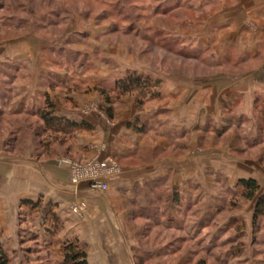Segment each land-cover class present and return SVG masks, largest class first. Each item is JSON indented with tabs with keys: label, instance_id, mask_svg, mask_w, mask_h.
Listing matches in <instances>:
<instances>
[{
	"label": "crops",
	"instance_id": "crops-1",
	"mask_svg": "<svg viewBox=\"0 0 264 264\" xmlns=\"http://www.w3.org/2000/svg\"><path fill=\"white\" fill-rule=\"evenodd\" d=\"M201 5L216 10L199 23L203 33L187 43L193 51L187 58L210 62L217 71L169 79L153 73L165 85L145 108L131 97L96 90L106 76L84 75L91 90L82 92L68 82L82 84L81 73L57 72L47 64L28 68V87L18 101L2 105L4 112H19L17 102L43 111L45 101L37 102L48 98L53 117L86 122L91 129L68 135L66 149L58 146L49 155L29 154L20 161L0 149V232L9 253L20 249L28 229L58 241L61 250L68 241L86 246L88 264H145L148 256L170 253L146 248L140 238L146 237L143 224H149L191 242L195 233L213 235L226 247L223 260L238 264L246 253L250 264H264V216L254 220L264 197V0ZM11 52L5 51L0 68L21 61ZM133 71L146 73L126 66V73ZM107 158L118 165L107 191L72 184V162ZM241 180L257 181L260 191L256 200L232 209L233 196L243 192ZM81 204L86 209L75 213ZM24 215L30 221L24 223ZM50 244V251L57 248ZM189 254L185 262L194 252Z\"/></svg>",
	"mask_w": 264,
	"mask_h": 264
},
{
	"label": "rangeland",
	"instance_id": "rangeland-1",
	"mask_svg": "<svg viewBox=\"0 0 264 264\" xmlns=\"http://www.w3.org/2000/svg\"><path fill=\"white\" fill-rule=\"evenodd\" d=\"M201 2L203 0H0V60H6L5 51H12L13 56L15 54L21 59L17 65L1 63L0 149L21 161L29 154L36 157L39 153L48 155L45 147L47 138L56 139L50 143L53 148L50 153L58 146L66 149L69 142L61 144V140H66L67 136L64 138L58 133L43 134L41 107L31 106L27 109V104L17 102L21 108L19 112L3 111L4 105L18 101L21 89L28 87L30 68L36 71L47 64L57 72L71 70L81 73L83 77L92 74L106 76L104 82L98 79L96 90L115 93L118 99L131 97L137 104L134 95L118 96L117 92H109L114 89L116 81L128 73L135 72L160 80L162 88L165 80L156 79L155 73L169 79L172 74L194 77L203 72L217 71L210 62H196L187 58L189 52L193 53L186 47L187 43L203 33L202 24L199 23L216 10V7L204 9ZM191 4L194 7L190 12L187 8ZM196 25H201L199 31ZM126 66H134L146 73H126ZM62 80L65 83L66 79ZM83 80L82 84L78 81L68 82L82 92H88L91 90L88 85L91 79ZM160 97L161 93L142 108ZM44 101L42 98L37 103L44 106ZM90 161L75 162L86 164ZM163 197L166 199V195ZM232 200L235 203L232 202L230 206L235 209L239 202L246 199L242 193H237ZM24 216V223L30 221L28 215ZM143 226L146 237L140 239L146 248L153 250L162 247L170 252L157 259L153 255L148 256L145 264H197L199 261L206 264H237L223 260L226 247L219 238H213L209 233L208 238L195 233V240L191 242L181 239L186 235L159 231L149 224ZM241 228L246 229L244 224ZM50 242L57 248L50 251ZM191 251L194 255L185 262ZM62 252L58 248V241L48 240L43 233L27 229L21 233L20 249L9 254L12 264H64V258L60 255ZM248 255L245 253L238 264H250ZM260 258L264 259V252L260 253Z\"/></svg>",
	"mask_w": 264,
	"mask_h": 264
},
{
	"label": "trees",
	"instance_id": "trees-1",
	"mask_svg": "<svg viewBox=\"0 0 264 264\" xmlns=\"http://www.w3.org/2000/svg\"><path fill=\"white\" fill-rule=\"evenodd\" d=\"M161 81L154 80L150 76L140 75L138 73H128L125 77L116 81L114 89L109 92H117L118 96H136L138 106L144 107L150 100L156 99L160 96ZM103 94H108L107 91L101 90ZM55 107L47 98L45 101V109L40 112V118L44 122L43 134L47 132L58 133L65 138L75 131L83 129H91L86 122L72 123L53 117ZM108 114L111 117V109H108ZM46 151L48 155L51 154L53 148L50 143L55 142L56 139L47 138ZM66 140H61V144ZM12 152L11 150H9ZM239 185L243 188L242 197L248 201L256 200L260 191V186L255 180H241ZM26 203L34 204L26 201ZM264 216V197L259 198L255 209V222ZM2 233L0 232V264H12V258L9 252L4 248L1 242ZM64 264H88V255L86 246L81 245L76 241H68L63 245ZM197 264H206L199 261Z\"/></svg>",
	"mask_w": 264,
	"mask_h": 264
},
{
	"label": "built area",
	"instance_id": "built-area-1",
	"mask_svg": "<svg viewBox=\"0 0 264 264\" xmlns=\"http://www.w3.org/2000/svg\"><path fill=\"white\" fill-rule=\"evenodd\" d=\"M71 182L78 188L82 184H87L90 190L105 192L109 188L110 180L118 172V165L112 158L104 161L94 159L86 164L72 162ZM85 210L84 205L74 208L75 213Z\"/></svg>",
	"mask_w": 264,
	"mask_h": 264
}]
</instances>
